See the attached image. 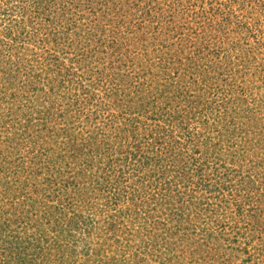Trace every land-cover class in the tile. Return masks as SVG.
Instances as JSON below:
<instances>
[{
	"label": "rangeland",
	"instance_id": "374dc122",
	"mask_svg": "<svg viewBox=\"0 0 264 264\" xmlns=\"http://www.w3.org/2000/svg\"><path fill=\"white\" fill-rule=\"evenodd\" d=\"M0 264H264V0H0Z\"/></svg>",
	"mask_w": 264,
	"mask_h": 264
},
{
	"label": "trees",
	"instance_id": "16d2710c",
	"mask_svg": "<svg viewBox=\"0 0 264 264\" xmlns=\"http://www.w3.org/2000/svg\"><path fill=\"white\" fill-rule=\"evenodd\" d=\"M85 194V193H84ZM115 202H116V200H114ZM62 204H64V203H60V205L62 206ZM55 210L56 211H59V213H61V212H65V210H64V207L62 206V207H58V206H55ZM67 215V213L65 212V213H61L60 214V218H61V220L63 221V222H65L66 224H67V226H64V225H61L60 227H55V228H53V230L54 231H51L50 233H52V234H54V237H53V243H52V246L54 247V246H56V245H59V241H58V235L60 234V236L62 235V233H65V229L69 226V225H71L74 221L76 222V219H74L75 218V215H72L71 217H69V218H67V217H65ZM63 218V219H62ZM68 221H67V220ZM70 219H72L73 220V222L70 220ZM87 219H85V221H86ZM91 219H90V221H88V222H90V223H88L87 221L85 222V224H86V228H85V230H87L88 231V229H87V227L88 226H91L92 225V223H91ZM62 223V222H61ZM83 227V226H82ZM55 234H56V237H55ZM35 243V242H34ZM16 244H19V243H16ZM30 245H32V244H30ZM34 247H36V245L34 244L33 245ZM18 247L19 246H15V249L17 250V251H19V249H18ZM37 248V247H36ZM26 250H28V247H24V246H22V249L20 250V251H22L23 253H25L26 252Z\"/></svg>",
	"mask_w": 264,
	"mask_h": 264
}]
</instances>
